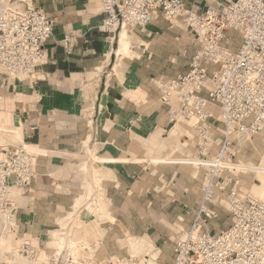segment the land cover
<instances>
[{
	"label": "crops",
	"instance_id": "obj_1",
	"mask_svg": "<svg viewBox=\"0 0 264 264\" xmlns=\"http://www.w3.org/2000/svg\"><path fill=\"white\" fill-rule=\"evenodd\" d=\"M212 1L185 0V4L201 13ZM32 3L52 20L53 32L45 45L47 61L31 85L32 91L26 90L25 98L30 101L14 112L24 129L12 136L25 150L33 151L39 175L31 188L33 203L17 213L20 234L43 240L55 226L54 216L62 210L72 209L61 231L78 210L81 217H87L82 203L91 197L87 191L95 188L89 183L95 171L93 183L100 184L105 214L113 221L101 224L106 236L98 255L116 253L117 241L128 234L133 253L151 242L160 250L158 263L170 264L174 253L166 225L180 223L181 219L182 227L190 228L201 204L200 188L207 182V171L201 168L198 175L195 171L191 174L184 166L193 164L189 160H164L160 153L149 155L165 132L163 144H180L179 149L189 134L177 124L169 130L167 107L159 103L151 80L184 74L195 51L194 40L184 30L171 28L157 18L144 29L131 32V36L127 33L126 50L119 48L120 31L117 49L112 53L114 34L101 30L99 0ZM67 34L75 37L70 55L62 47ZM129 49L131 56L124 59L119 74H114V64L104 75L110 60L113 63L112 55L120 60ZM214 209L218 220L222 211L219 206ZM97 211L101 218L100 203ZM224 211L227 224L215 225V220L207 224L213 234L230 224ZM76 223L71 226L69 243L76 234ZM102 232L95 231V243L100 242ZM57 234L49 236L52 247ZM63 241L59 238L58 251Z\"/></svg>",
	"mask_w": 264,
	"mask_h": 264
},
{
	"label": "built area",
	"instance_id": "obj_2",
	"mask_svg": "<svg viewBox=\"0 0 264 264\" xmlns=\"http://www.w3.org/2000/svg\"><path fill=\"white\" fill-rule=\"evenodd\" d=\"M32 2L0 0V68L11 76L37 75L47 61L53 23ZM99 3L103 32L115 34L124 26L142 30L161 18L195 42L184 74L151 80L168 121L190 124L199 166L207 171L201 204L190 228L176 239L170 264H264V203L243 193L231 164L234 141L264 132V0H213L201 13L187 8L185 0ZM233 36L239 38L235 50ZM74 42L72 34L65 35V54H71ZM36 177L35 159L24 147L0 148V264L30 263L41 252L31 240L17 239L18 208L12 198L14 189H25ZM216 206L227 211L230 224L213 234L206 227L217 218ZM11 236L17 246H3ZM74 248L85 249L79 241L68 242L38 264H90Z\"/></svg>",
	"mask_w": 264,
	"mask_h": 264
},
{
	"label": "rangeland",
	"instance_id": "obj_3",
	"mask_svg": "<svg viewBox=\"0 0 264 264\" xmlns=\"http://www.w3.org/2000/svg\"><path fill=\"white\" fill-rule=\"evenodd\" d=\"M23 8H25V5L20 6V9ZM125 29H126L125 31L126 34L127 33L130 34V36H131V32L136 31L131 27H126ZM120 31H124V29L123 30L118 29L114 34V40L112 42V53L114 52V50L117 49V36ZM233 38L235 39V41L233 45L230 46L231 50H235L239 45V38L237 36H233ZM129 52L130 49L125 56H122L120 58V60H117V57L115 55H112L113 63L111 64V60H110V66L107 67L104 75H108L110 73V69L114 64H117L114 74L118 75L120 71L119 69L123 68L124 59L129 58L131 56ZM37 77L38 74L36 75L33 73L29 75L15 77L9 75L2 68H0V96L3 98L2 103L0 104V126L2 127V128L0 127V148L1 147L6 148L10 146L23 147L22 143L15 140V138L12 136V134L15 133L16 131L19 130L21 132V130L24 129V126H22L21 122L19 123L18 118L14 115V112L20 110L19 107L20 105L21 107L24 106L25 108V104H27L30 101L29 98H25L27 93L26 90L30 89L32 91L31 85H33ZM173 126L174 125L171 124L169 130ZM178 126L181 127V129L187 130L189 133L188 137H186V139L182 141V143H184L183 148L179 149L180 144H175V143H171L169 145L163 144L162 139L167 136L168 133L167 131L162 137L160 136L158 138L157 140L158 144L154 145L151 151H148L149 155L153 156L154 153L157 154L160 153L162 154L164 160H169V159L189 160V163L192 162L193 164H186L184 166L187 169H189L190 173L192 171L193 172L195 171L196 174L198 172H202L201 168L204 169V167L199 166L198 163L199 160H197V148H196L194 131L190 128V124H187L186 122L178 123L177 127ZM4 130H7V133ZM24 142L27 143V141ZM232 148L233 150L231 151L232 152L231 164L234 166L233 168L235 169V171H233L234 174L239 178L240 187L243 193L251 194L253 198H257L261 200V198L254 191V185L257 184L256 176L261 170V161L264 159V132L260 135L251 136L250 138L243 137L240 139L239 144L236 143V141H234ZM26 150L29 152L27 153L31 155L33 159H35V163L38 169L37 159L35 158L34 153H31L33 151H29L28 148H26ZM94 174L95 171H92V177L89 183L92 186V189L94 187L95 188L93 189V191L91 189L87 191V193L89 194L91 193V197H89V200L87 201H84L83 200L84 198L80 201V203L84 201L82 204H84L87 209V213H85L87 217H81V214H79V210H78L75 214L72 215L71 219H69V221L66 222L67 224L70 223V225H67L65 229L61 231V226L64 222V218L68 215L69 212H71L72 209L62 210L61 214L54 216L55 226L50 232L46 234L45 237H43V240H37L31 237L26 238L25 236L21 235L19 231L17 236L18 240L29 239L31 240L34 246L39 247L41 250L37 260L29 261L30 263L24 262L22 264H38L42 260H44V257L46 255H51L54 253V251H58L59 238L61 237L64 238L63 244L68 243L70 239L69 230H71V226L75 224L76 221H77L76 223L77 230H75L76 234L73 233L74 235L70 240V242L75 243L76 241H79L84 244L85 249L81 250L78 248H74L73 252L76 255H79L83 258L91 259L92 261L89 262L90 264H99L101 262H107L109 259H112L113 261L122 259L126 261V264H155L153 259H155V257L159 255L160 250L157 249L154 245H152L151 242H149L145 244V247L143 248L142 251H140L137 254L133 253V250L130 247V243H129V239L131 236H129L128 234H126L125 236L120 238L119 241H117L116 253L104 257H100V255H98L99 247L106 236L105 235L106 233L103 230L101 224L105 221H111V222L113 221L109 218L108 215L105 214V208L103 205L102 196L99 195L101 186L96 182L93 183V178L95 176ZM38 176L39 175L37 171V177L34 181L38 179ZM33 182L30 184V186L26 187L23 190L14 189L12 191L13 202L15 203V206L18 208L17 213H19L20 210L27 208L30 204L33 203L34 199H32L31 196V192H32L31 188ZM262 187H264V182L262 183ZM99 203L102 205V210H103V214L101 215V218H98L100 211H97L99 207ZM219 207L222 211L221 214L223 215L220 216L218 220H215L213 224L215 225H222L224 223L227 224V219L224 214L225 209L222 208L221 206ZM78 215L80 219H76ZM179 221L181 223V221L183 220L179 219ZM84 222H87L88 224H84ZM180 223L166 225L169 230V233L171 234L169 243L173 250L175 249L176 239L182 234V231L189 229V228H183ZM206 229L208 230V227H206ZM100 230L103 231L101 233L102 237L100 239V242H98L97 244L95 243V239H94L95 231L99 232ZM61 232L65 233V235L62 236L60 235L59 237L58 235ZM51 233H59L55 236V242L53 247L49 244V241H51V238L49 237ZM18 240H15L14 236H11L6 240V242L3 241L2 244L3 246H6L7 244V247L11 248L13 246H17V244L19 243ZM145 256H147V258ZM146 259H148L147 262H145Z\"/></svg>",
	"mask_w": 264,
	"mask_h": 264
},
{
	"label": "bare ground",
	"instance_id": "obj_4",
	"mask_svg": "<svg viewBox=\"0 0 264 264\" xmlns=\"http://www.w3.org/2000/svg\"><path fill=\"white\" fill-rule=\"evenodd\" d=\"M129 27V26H124L121 30H123L124 28ZM127 34L124 31L119 35V48L120 50H126L128 49V43H127ZM256 180H257V184L254 185V191L255 193H257V195L261 198V200L254 198L256 200L261 201L262 203H264V187H262V183L264 182V159L261 161V170L259 171V173L256 176ZM96 198V197H95ZM89 200V198L87 199ZM59 235H64L62 232ZM7 247V244L6 246ZM62 249V248H59ZM147 258V257H146ZM148 259L145 260V262H147Z\"/></svg>",
	"mask_w": 264,
	"mask_h": 264
}]
</instances>
